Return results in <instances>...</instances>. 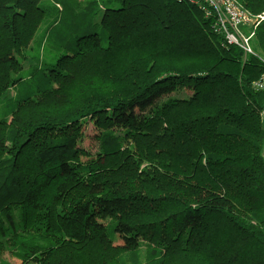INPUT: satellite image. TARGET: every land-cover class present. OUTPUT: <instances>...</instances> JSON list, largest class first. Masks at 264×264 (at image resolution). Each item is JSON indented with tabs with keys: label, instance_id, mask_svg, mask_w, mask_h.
Here are the masks:
<instances>
[{
	"label": "trees",
	"instance_id": "trees-1",
	"mask_svg": "<svg viewBox=\"0 0 264 264\" xmlns=\"http://www.w3.org/2000/svg\"><path fill=\"white\" fill-rule=\"evenodd\" d=\"M201 7L0 0V264H264V21Z\"/></svg>",
	"mask_w": 264,
	"mask_h": 264
},
{
	"label": "built area",
	"instance_id": "built-area-1",
	"mask_svg": "<svg viewBox=\"0 0 264 264\" xmlns=\"http://www.w3.org/2000/svg\"><path fill=\"white\" fill-rule=\"evenodd\" d=\"M201 5L203 10L209 9L213 12L215 30L224 36L228 45L240 48L245 54L252 53L253 31L264 21L263 15L252 17L236 0H201ZM255 85L258 89H264L263 80Z\"/></svg>",
	"mask_w": 264,
	"mask_h": 264
},
{
	"label": "rangeland",
	"instance_id": "rangeland-1",
	"mask_svg": "<svg viewBox=\"0 0 264 264\" xmlns=\"http://www.w3.org/2000/svg\"><path fill=\"white\" fill-rule=\"evenodd\" d=\"M54 54H56V52H52ZM55 56V55H54ZM16 91H18V89H16ZM15 91V92H16ZM14 94V93H13ZM92 131L90 130L89 135L84 139L83 141V146L85 147H89L92 151H95L98 147V144L92 139L91 137ZM7 261H9L12 264H16L18 263L17 261H15L9 254H5L4 257ZM144 261V247H142L141 249V255H140V260L137 261V263H142Z\"/></svg>",
	"mask_w": 264,
	"mask_h": 264
},
{
	"label": "crops",
	"instance_id": "crops-1",
	"mask_svg": "<svg viewBox=\"0 0 264 264\" xmlns=\"http://www.w3.org/2000/svg\"><path fill=\"white\" fill-rule=\"evenodd\" d=\"M262 80H263V83H264V77H263ZM262 124H263V127H264V111H263V113H262ZM262 155H263V157H264V147H263Z\"/></svg>",
	"mask_w": 264,
	"mask_h": 264
}]
</instances>
